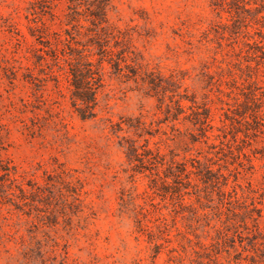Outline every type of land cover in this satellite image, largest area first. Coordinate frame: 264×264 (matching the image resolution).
I'll list each match as a JSON object with an SVG mask.
<instances>
[{
  "label": "rangeland",
  "instance_id": "374dc122",
  "mask_svg": "<svg viewBox=\"0 0 264 264\" xmlns=\"http://www.w3.org/2000/svg\"><path fill=\"white\" fill-rule=\"evenodd\" d=\"M263 1L0 0V264H264V112L237 114L264 90ZM95 41L112 52L82 119L62 54L96 61Z\"/></svg>",
  "mask_w": 264,
  "mask_h": 264
},
{
  "label": "trees",
  "instance_id": "16d2710c",
  "mask_svg": "<svg viewBox=\"0 0 264 264\" xmlns=\"http://www.w3.org/2000/svg\"><path fill=\"white\" fill-rule=\"evenodd\" d=\"M69 1L74 2L75 0ZM261 6L262 8H264V3H262ZM100 14L101 13L95 14V16L99 20V24H102L103 22H106V19L104 15ZM106 29L107 27H100V30L104 31V33H106L107 35L110 34V32H105ZM112 37H114V35H112ZM95 44L97 46L96 53L99 55V59H97L96 61L90 59V53L86 52V47L81 49L75 48V53H68L67 57H65V54H62V60L67 66L66 71L64 72L66 73V76L68 78L71 90V103L82 119L91 118L96 115V93L98 88L102 86V73L100 70V63L101 60H105L103 59V57L110 56L112 52L110 47L100 41H95ZM50 56L56 60L58 69H63L62 65L58 64L59 55L55 51H51ZM118 58L122 59L125 57L121 55ZM109 60L111 61L113 59L109 57ZM262 62L264 64V60ZM111 65L114 67V69H116V71L122 70L118 60H113V63ZM125 68H129L128 73H125V76L135 78L137 75H139L136 68H132L128 65H125ZM148 82L152 84V81ZM247 94L248 95L244 94L245 101L241 105V113L237 114L241 121L247 122V118L252 119L256 124H258V128H260L263 121L262 113L264 112V90L260 91L258 90V87H249ZM181 99L189 100L190 102H192V104H194V101L192 99L184 96H179V99L174 100L177 114H179L183 108V105H181L180 103ZM193 106L196 108H194ZM192 107L193 109L191 114L193 115V118L191 121L194 125L198 126V130L201 131L202 135L205 137L206 128L210 125V110L207 107H198L195 105H192ZM199 108H201V110H198ZM177 114H175V116ZM127 149L129 154H133L135 156L136 160L142 163L148 162L149 164H152L156 169L155 175H157L158 166L163 167L164 165H166L164 169L167 171V173L164 174L165 178L167 176H173L175 180H179L181 178V175L186 171V167L182 163H178L176 166L177 169L173 170L174 161L168 163V161H164L160 154H153L149 149H146L145 153L143 154L137 153V149L133 145H129ZM142 155L143 157H140ZM0 170L2 172L0 174V180L2 182L9 180L10 174L14 172V168L10 167L7 163H1ZM157 177L158 178L153 177L151 179V183H153L154 186L157 185V182L160 181V179L163 185L166 184L165 179H162V177L160 176ZM17 188L20 192L24 193L23 189L20 186H17ZM141 222V219L138 218L137 223L139 224V227H142Z\"/></svg>",
  "mask_w": 264,
  "mask_h": 264
}]
</instances>
